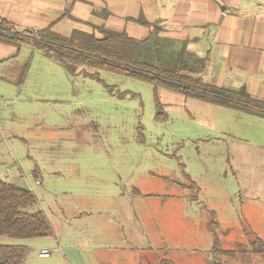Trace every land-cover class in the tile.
Wrapping results in <instances>:
<instances>
[{
    "label": "rangeland",
    "instance_id": "rangeland-1",
    "mask_svg": "<svg viewBox=\"0 0 264 264\" xmlns=\"http://www.w3.org/2000/svg\"><path fill=\"white\" fill-rule=\"evenodd\" d=\"M9 60L0 65V179L31 190L37 203L27 211H42L57 234L64 229L54 219L61 221L62 216L72 225L87 221L91 228L98 226L100 218L94 214L90 219L85 215L74 219V212L88 211V205L107 204L114 213L120 211L116 199L99 196L97 191L111 193L115 183L121 193L124 189L133 195L138 190L168 192L161 181L185 182L184 172L198 187L224 174L226 179L214 182L209 193L222 199L235 192L237 211L246 208V194L238 191L234 171L226 161L227 144L215 139L230 120L225 115L228 110L164 88H157L158 108L149 82L104 70H97L99 79L70 76L28 46ZM32 170L39 171L40 186ZM78 193H87V197ZM140 199H144L142 219L152 207H160L158 197ZM194 205L183 207L181 213L191 221L188 237L178 224L171 231L169 253L177 264H213L222 258L205 244L207 239L208 246L213 243L205 225V219L209 223L211 218ZM121 223L128 227L125 221ZM217 234L225 249L250 248L252 233L240 224L228 232L217 229ZM65 238L71 241L68 231ZM0 244L27 246L24 264H73L70 257L78 252L83 264H96L95 256L70 251L66 243L59 249L53 236L24 240L0 236ZM42 251L49 255L40 256ZM247 251L239 253L234 264H264L262 256H248Z\"/></svg>",
    "mask_w": 264,
    "mask_h": 264
},
{
    "label": "crops",
    "instance_id": "crops-1",
    "mask_svg": "<svg viewBox=\"0 0 264 264\" xmlns=\"http://www.w3.org/2000/svg\"><path fill=\"white\" fill-rule=\"evenodd\" d=\"M0 18L15 32L50 27L61 36H69L74 30L100 36L96 28L103 27L139 40L147 38L153 25H157L162 28L158 36L170 41L172 50L178 51L184 45L189 54L206 58L200 73L204 83L232 90L244 87L250 95L264 100V0H0ZM25 46L32 48L29 44L18 46L0 41V65L15 60ZM217 107L228 110L225 115L230 120L215 139L218 144H227L226 161L234 171L233 180L248 199L243 211H237L235 192L222 199L209 193L214 182L226 179L224 174L221 179H206L204 186L199 187L190 176L201 195L197 201L192 200L196 190L183 187V181L177 179L161 181L168 192L149 194L138 190L137 195L127 189L119 192L114 183L113 192L97 193L117 200L120 209L117 214L107 204L96 203L93 208L88 205V211L74 212V219L82 215L86 219L93 214L98 216L99 225L95 228L87 225V221L82 226L72 225L68 217L62 216L61 221L54 219L64 229L57 234L47 219L58 248L62 249L60 245L66 243L64 246L70 251L81 250L95 256L96 264H159L162 259L177 264L169 253L171 231L180 224L188 237L186 230L190 229L191 221L181 213L183 207L192 204L211 211L218 230L228 232L240 224L251 231L250 242L257 237L264 243V119ZM33 173L38 180L39 171L32 170ZM2 180L20 186L10 179ZM192 189L194 194L189 193ZM87 193L78 194L87 197ZM148 196L158 197L160 207H152L142 219L144 199L140 198ZM121 221L128 223V227ZM184 222L189 224L185 226ZM205 225L208 228V219ZM65 231L70 242L66 241ZM219 239L222 246V238ZM205 244L212 250L213 243L208 246L207 239ZM247 255L257 257L250 249ZM70 258L73 264H83L79 252Z\"/></svg>",
    "mask_w": 264,
    "mask_h": 264
},
{
    "label": "trees",
    "instance_id": "trees-1",
    "mask_svg": "<svg viewBox=\"0 0 264 264\" xmlns=\"http://www.w3.org/2000/svg\"><path fill=\"white\" fill-rule=\"evenodd\" d=\"M153 27L149 36L142 40L103 27L96 28L100 36L79 30H74L69 36H61L49 27L27 29L22 36L0 32V41L18 46L29 44L59 64L70 76L82 74L99 79L97 70H104L149 82L154 86L158 108L161 104L156 95L157 88H164L185 98L264 119V100L250 95L244 87L232 90L204 83L200 73L204 70L206 58L189 54L184 45L178 51L172 50L171 42L158 36L162 28L157 25ZM87 69L96 71L89 72ZM33 176H36L35 173ZM184 179L181 185L194 188L196 193L192 200L197 201L198 187L185 172ZM35 203L36 198L31 190L0 179V236L21 240L50 237L52 230L43 212L27 211ZM209 215L208 230L213 238L211 251L222 258L213 264H234L238 254L249 249L251 253L264 258V243L257 237L250 242L249 249L247 246L239 250L223 249L214 214L209 211ZM27 251L25 245L0 244V264H24ZM159 264L174 263L162 259Z\"/></svg>",
    "mask_w": 264,
    "mask_h": 264
},
{
    "label": "built area",
    "instance_id": "built-area-1",
    "mask_svg": "<svg viewBox=\"0 0 264 264\" xmlns=\"http://www.w3.org/2000/svg\"><path fill=\"white\" fill-rule=\"evenodd\" d=\"M0 32L4 33V34H8V35H17V36H22L25 35L24 31L23 32H15L13 31L11 28H6L4 21L0 18ZM36 185L39 186L40 182L38 180L35 181ZM49 252L48 251H42L40 253V256H48Z\"/></svg>",
    "mask_w": 264,
    "mask_h": 264
}]
</instances>
